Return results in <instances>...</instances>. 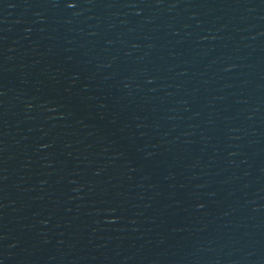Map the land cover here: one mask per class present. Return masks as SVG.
<instances>
[{"label": "water", "instance_id": "water-1", "mask_svg": "<svg viewBox=\"0 0 264 264\" xmlns=\"http://www.w3.org/2000/svg\"><path fill=\"white\" fill-rule=\"evenodd\" d=\"M0 264H264V0H0Z\"/></svg>", "mask_w": 264, "mask_h": 264}, {"label": "snow or ice", "instance_id": "snow-or-ice-1", "mask_svg": "<svg viewBox=\"0 0 264 264\" xmlns=\"http://www.w3.org/2000/svg\"><path fill=\"white\" fill-rule=\"evenodd\" d=\"M75 4L74 3H72V4H69V7H72V6H74Z\"/></svg>", "mask_w": 264, "mask_h": 264}]
</instances>
